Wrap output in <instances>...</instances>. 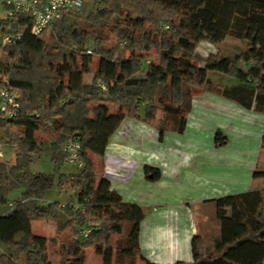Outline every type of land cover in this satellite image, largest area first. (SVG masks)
<instances>
[{
    "label": "trees",
    "instance_id": "16d2710c",
    "mask_svg": "<svg viewBox=\"0 0 264 264\" xmlns=\"http://www.w3.org/2000/svg\"><path fill=\"white\" fill-rule=\"evenodd\" d=\"M81 1L77 12L62 11L37 36L30 13L8 15L3 3L0 82L18 93L19 109L0 120V143L16 150L13 164L0 160V264H50L46 239L32 235L35 222L65 238L60 264H84L86 249L101 264L119 258L153 264L139 247L142 208L98 176L93 156L104 157L127 118L150 124L161 114L159 141L166 132L183 134L193 93L206 88L212 73L231 80L223 98L264 115V0ZM8 34L14 43L2 46ZM226 37L248 49L233 57L209 54L196 64L199 43ZM69 139L80 144L83 168L67 173L60 147ZM215 140L222 146L226 139L216 132ZM251 177L264 178V171ZM55 189L66 202L43 203ZM214 203L219 237L206 247L194 235L192 260L174 264H264V187ZM114 236L124 238L121 249L113 247Z\"/></svg>",
    "mask_w": 264,
    "mask_h": 264
},
{
    "label": "rangeland",
    "instance_id": "374dc122",
    "mask_svg": "<svg viewBox=\"0 0 264 264\" xmlns=\"http://www.w3.org/2000/svg\"><path fill=\"white\" fill-rule=\"evenodd\" d=\"M50 29L51 26L46 32L48 33ZM247 49L248 46L244 41L231 37H226L224 41L217 45L201 42L195 49V61L198 66H202L203 60L209 54L233 57ZM229 80L230 78L225 76L215 73L209 74L206 88L196 90L193 93L191 112L186 117L184 132L186 134L184 136L176 132H166L162 140L159 141L156 127L163 120L161 119V114H158L156 119L150 124H145L141 120L127 118L123 120L111 138L104 157L93 156V160L98 166V176L107 180L113 190L119 194V191L116 190L117 187L128 188L123 196L119 194L123 201H125L124 199L127 196H130L135 202L129 203H135L140 207L142 205L146 206L143 209L149 215L156 214L162 209L171 212L175 209L184 211L185 214L183 216L188 219L189 223L195 221L196 234L202 238L206 247H211L212 241L218 238L220 233L219 223L215 214L214 199L223 197L221 195L224 193L226 195L236 194L237 188L233 186L235 189L231 190V185L226 182L232 180L237 186H242L249 177L251 178L254 170L264 171V149L260 148L264 115L245 111L235 103L223 98L220 92L224 86L230 85L231 80ZM191 119L195 120L191 121ZM188 126H190L189 131L187 130ZM216 129L226 139L225 144L222 146L216 145ZM186 131L191 134L188 136ZM169 133L171 136L165 141L164 138L168 137ZM183 137L186 140H182ZM116 148L119 151L123 150L126 155L115 154ZM0 149L3 153V160L13 164L16 154L15 148L0 143ZM130 153H132L131 157L133 160L129 157ZM178 153L180 155L185 153V155H182V159H179L180 157L176 156ZM42 160L45 163L48 161L44 157H42ZM173 164L175 166L185 165L183 170L186 173H188L189 168H192L190 173L194 174L193 176L197 180L201 179L204 182L209 178L210 182L198 185L199 188L206 185H219V189H222L218 190V194H214L211 191V197L206 200L191 201L190 199H184L176 203L169 201L170 203L168 204H158L156 202L158 200L156 198L157 194L165 193L162 196V201L166 203L169 200L167 199V194H173L171 189L174 187L173 182L180 175L183 177L181 173L180 175H171L173 172L166 171V179L171 177L170 181L172 184L164 183L160 180L162 178V167H165V169L169 167L170 169ZM145 168L148 169V178L143 173ZM174 168L175 172L179 173V169L177 167ZM73 170H76V168L65 164V172L68 173ZM137 171L141 173L138 177L136 176ZM153 172L157 173V179L150 178V173L152 174ZM215 172L218 175H215ZM189 178L185 177L180 186H175L178 196L184 192L180 187L186 190L185 186H193L189 182ZM178 183L180 182L175 185ZM249 185L250 189L262 188L264 187V178L256 179L253 182L249 181ZM248 186H244L243 190L248 188ZM169 191L172 192L169 193ZM212 196L216 198L213 199ZM47 199L60 201L61 203L66 202L63 191L58 189L51 191V195L44 197L43 201ZM31 228L32 235L46 239L47 257L50 264H60L64 249L63 244L66 241L64 240L65 238L58 237L55 233V227L48 223L35 222ZM123 245L124 238L122 236L113 237V247L115 249H121ZM83 256L84 264H101V257L95 255L92 249H86L83 252ZM138 263L140 262L136 261L135 264ZM114 264H128V261L119 258Z\"/></svg>",
    "mask_w": 264,
    "mask_h": 264
},
{
    "label": "crops",
    "instance_id": "0c3cea01",
    "mask_svg": "<svg viewBox=\"0 0 264 264\" xmlns=\"http://www.w3.org/2000/svg\"><path fill=\"white\" fill-rule=\"evenodd\" d=\"M4 0H0V19L4 18L6 16V12H5V8H4ZM4 13V14H1ZM2 15V16H1ZM233 118V117H232ZM195 120V119H193ZM191 119V121H193ZM233 120V119H232ZM226 121V120H225ZM189 127L187 128V130L189 131ZM262 129H264V125H262ZM193 130V129H191ZM227 130V129H226ZM221 131V130H220ZM185 132V131H184ZM187 132V131H186ZM217 132V129L216 131ZM194 133V132H193ZM183 133L182 136H184ZM188 136L189 132H187ZM195 135V133H194ZM168 136V135H167ZM170 133L169 136L164 138L165 141H167V138H170ZM192 137V135H190ZM190 137V139L192 140V138ZM182 140H186L184 137ZM172 145V144H169ZM172 149V147H170ZM168 149V148H167ZM107 151V150H106ZM121 150L119 151L118 148H116L115 150V154L117 155H126L125 152ZM182 155H185V153L183 154H176L177 157H180L179 159H182ZM132 153L129 154V157L133 160V158L131 157ZM170 162V161H169ZM183 162V161H182ZM184 162H186V160H184ZM174 165V164H173ZM171 166V168L169 169L165 167H162V178L160 180H162L164 183H171V177L170 179H166V171H171L173 173H171V175H177L180 173L182 174L183 177H181V175L179 176V178H177L176 181L173 182V194L169 195L167 194V199H169L166 203H164L162 200V196L165 193H161V194H157L158 200L156 201L158 204H168L172 201V203H176V202H180L183 201L184 199H190L191 201H199V200H206L209 199V197H211V191L214 192V194H218V190L219 189V185L215 186V185H206L204 186H199L198 185H202L203 183L208 184L209 178H207V181H202L197 180L194 178V174H191L190 172H192V168H189L188 173L184 172L183 168L185 165L181 164V165H177V166ZM187 166V164H186ZM177 167L179 169V173L175 172V168ZM190 167V166H188ZM169 169V170H168ZM194 169V168H193ZM195 172V171H194ZM144 173V172H143ZM142 173V175H143ZM190 173V174H189ZM141 173L139 171H137L136 176L138 177ZM185 177L188 179L189 177V182L191 184H193V186H185L186 190H184L185 188L180 187V189H182L184 192L178 196L176 193V188L175 186H180L183 182V180H185ZM251 179V180H250ZM249 181L253 182L254 179H252V177L248 178V180L246 181L245 184H243L242 186L239 185L237 186L235 184L234 181L230 180L229 182H226L228 185H231V190L235 189V187L237 188L235 193H239V192H244L245 190L248 191L250 190V185H249ZM177 182V185H175ZM249 185V186H248ZM211 186V187H210ZM235 186V187H233ZM244 186H248V188H246L245 190H243ZM197 187V188H196ZM179 188V187H178ZM128 188L123 187V186H119L116 188V190L119 191V194L121 196H123L125 194V192L127 191ZM254 189H258L254 188ZM172 191H169V193H171ZM226 193H224L221 196H225ZM218 196V195H217ZM193 198V199H192ZM212 198H216L214 196H212ZM126 202H132L133 199L130 198V196H127L126 199H124ZM170 201V202H169ZM135 202V201H133ZM143 213H144V220L141 222L140 224V231H139V247H140V252L142 254V256L149 261L150 263L153 264H174L176 262H190L192 260V255H191V239L194 235H196V223L195 221L193 223H189L188 219L183 216L185 214V212L180 211V209H175L173 212L169 211V210H165L162 209L161 211L157 212L156 214H146L145 213V209L146 206H141ZM183 216V217H182ZM141 264V263H138Z\"/></svg>",
    "mask_w": 264,
    "mask_h": 264
},
{
    "label": "built area",
    "instance_id": "2783aa9c",
    "mask_svg": "<svg viewBox=\"0 0 264 264\" xmlns=\"http://www.w3.org/2000/svg\"><path fill=\"white\" fill-rule=\"evenodd\" d=\"M10 7L11 13H30L33 17V24L30 32L32 35H39L53 21L59 18L62 11L75 12L82 6L81 0H4ZM15 36L8 34L1 39L2 46H11ZM103 88V86H101ZM19 95L11 87L6 79L0 82V120L10 119L17 115L19 109ZM60 151L65 154L67 164L76 169L83 168L82 160L79 157L80 144L76 140H66L60 147ZM3 153L0 149V160H3ZM47 203V201H42ZM88 229L81 231V236L89 234Z\"/></svg>",
    "mask_w": 264,
    "mask_h": 264
},
{
    "label": "flooded vegetation",
    "instance_id": "af4514ba",
    "mask_svg": "<svg viewBox=\"0 0 264 264\" xmlns=\"http://www.w3.org/2000/svg\"><path fill=\"white\" fill-rule=\"evenodd\" d=\"M155 175H156V172H153L152 174L150 173V178H154ZM147 177H149L148 174H147Z\"/></svg>",
    "mask_w": 264,
    "mask_h": 264
},
{
    "label": "bare ground",
    "instance_id": "6f19581e",
    "mask_svg": "<svg viewBox=\"0 0 264 264\" xmlns=\"http://www.w3.org/2000/svg\"><path fill=\"white\" fill-rule=\"evenodd\" d=\"M253 135V134H252ZM192 143V142H191ZM241 150H244V149H241ZM240 150V151H241ZM249 150V149H248ZM255 150V149H254ZM256 151V150H255ZM139 162V161H138ZM215 175L217 174L216 172L214 173ZM218 175V174H217ZM219 175H220V173H219ZM220 177H221V175H220Z\"/></svg>",
    "mask_w": 264,
    "mask_h": 264
}]
</instances>
